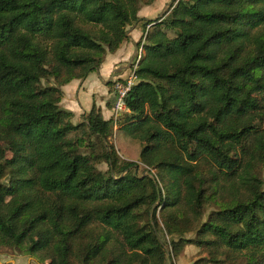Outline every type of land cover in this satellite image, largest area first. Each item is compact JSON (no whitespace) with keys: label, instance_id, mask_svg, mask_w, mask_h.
I'll list each match as a JSON object with an SVG mask.
<instances>
[{"label":"trees","instance_id":"trees-1","mask_svg":"<svg viewBox=\"0 0 264 264\" xmlns=\"http://www.w3.org/2000/svg\"><path fill=\"white\" fill-rule=\"evenodd\" d=\"M155 1L0 0V250L168 264L165 245L175 257L194 244L207 255L194 264H264V0H175L138 19ZM138 22L119 129L95 106L73 124L61 87Z\"/></svg>","mask_w":264,"mask_h":264},{"label":"rangeland","instance_id":"rangeland-1","mask_svg":"<svg viewBox=\"0 0 264 264\" xmlns=\"http://www.w3.org/2000/svg\"><path fill=\"white\" fill-rule=\"evenodd\" d=\"M143 1H147V0H143ZM173 1H175V0H156L154 2V3H157V4H155V6L158 5L156 8L154 6V3H152L149 6H142V8L140 10L144 9L143 15L146 14L150 17L149 19H145V20H154V19H157V18L162 17L163 15L167 14L168 8L173 4ZM150 13H151V15H149ZM141 24H142V22L132 23L130 26H128L126 28L127 37H129V40H132L134 43H132V41H128V38H127V40L124 41L116 51V53H118V51L122 48V46L126 45L128 47V51H132L131 58H127L124 61L123 57L121 59L120 58L118 59V57H119L118 56L117 61H116V56L112 57V55H108L109 54L108 53L107 54L108 56L106 55L104 62L102 63V64H104L107 59H111L112 62H115L113 64L114 65L112 68L113 70L111 69L112 77L109 78L105 84L107 87L106 88L107 93H108L107 95H110V97H113L112 100L115 97V88H114L115 83L116 82L121 83V82H123V80L127 79L130 76V74L132 73L133 64L135 63V61H137V64H138L140 59L143 56V48H142V42H141L143 33L141 30ZM134 29H136V30H134ZM135 43H136V45H135ZM122 54H125V53H122ZM62 87H64V86H62ZM62 87H61V90H62ZM99 98L101 99V95L99 96ZM94 101L95 100L93 99L89 109L84 111L83 114H79L77 116L73 115L72 123L78 124L79 122H81L83 115L88 113L91 110V108L93 106H95L97 109H100L101 114L105 120L113 119V132L115 130L119 129V127H120L119 126L120 125V115L122 113H124L126 111V109L123 110L122 112L121 111L120 112H114L113 107H112L108 111H106L107 109L102 111V109L99 105L100 101L97 103L98 106L95 104ZM113 103H114V100H113L112 104ZM108 142L115 145L114 137L111 136L108 139ZM121 143H123L122 146H125L127 148L128 152L131 153V155L136 154L139 151V149H141V147H142V144L138 140H135V139H133L131 137H127V136L123 138ZM115 148H116V146H115ZM120 157L124 160H128V161H132V162L137 163L138 167H136V169L133 170V172H135L137 175H140V176L148 175V172H145L143 170L146 167L143 166L139 161H137L136 158L130 157L127 155H123L122 153H121ZM99 168L101 170L105 171L107 169V166H106V164L103 163L99 166ZM151 173L152 174L154 173V169H151ZM149 175H151V174H149ZM261 175L264 178V168L261 172ZM158 213H159V210L156 213V217L158 218V221L160 222ZM207 213H208V211L204 215V220H205V216L207 215ZM164 236H165V241L167 243H168L169 239H172V238L176 239L177 238L176 236L169 237L166 234H164ZM183 237L185 239H191L192 240L195 238V231L188 232ZM165 249L169 253L168 264H194L197 260L207 257L206 252H204V250L202 248H200L194 244L185 245L184 248L181 250V252L175 257L172 256V254L170 253V248L168 245H165ZM4 262H6L8 264H47V262H40L38 256L35 257L34 255H23V254H18V253L13 252V251L7 252L5 249H2V250H0V263H4Z\"/></svg>","mask_w":264,"mask_h":264},{"label":"crops","instance_id":"crops-1","mask_svg":"<svg viewBox=\"0 0 264 264\" xmlns=\"http://www.w3.org/2000/svg\"><path fill=\"white\" fill-rule=\"evenodd\" d=\"M155 4L157 3H154V6ZM157 6L158 5H156L155 8ZM143 13H144V9L140 10V12L137 14L138 19H149L150 18L146 14L143 15ZM149 15H151V13ZM127 38H128V41H132V40H129V37ZM132 43L134 42L132 41ZM122 48H121L122 50L120 49L118 53L115 52V53L108 54V55H112V57L116 56V61H117L118 56H119L118 59L119 58L121 59L123 57L124 61L127 58H131L132 51H128V47L126 45L122 46ZM122 53H125V54H122ZM114 63L115 62H112L111 59H107L105 63L102 64V66L99 69H97L94 72L89 73L86 76V78L81 79V80H73L69 84L62 87L63 96L60 102V106L64 108L65 110L70 111L73 115L77 116L79 114H83L84 111L88 110L94 99L95 100L94 102L96 105L100 101L99 105L102 111H104L105 109H107L106 111L110 110L113 106L112 104L113 97H110V95H107L108 94L107 89H106L107 87L105 84H106V81L112 77L111 69L113 68ZM100 95H101V99L99 98Z\"/></svg>","mask_w":264,"mask_h":264},{"label":"built area","instance_id":"built-area-1","mask_svg":"<svg viewBox=\"0 0 264 264\" xmlns=\"http://www.w3.org/2000/svg\"><path fill=\"white\" fill-rule=\"evenodd\" d=\"M139 58V57H138ZM137 61L133 64V70L130 76L123 80V82H116L115 83V97H114V103H113V110L114 112H122L125 110V104H124V99L126 97V94L128 91L131 89L132 85L135 82V75L134 71L137 68Z\"/></svg>","mask_w":264,"mask_h":264}]
</instances>
